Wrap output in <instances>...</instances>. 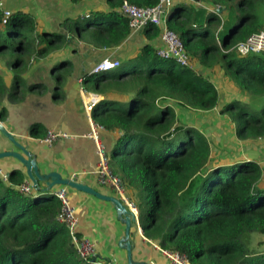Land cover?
Instances as JSON below:
<instances>
[{
    "label": "trees",
    "instance_id": "16d2710c",
    "mask_svg": "<svg viewBox=\"0 0 264 264\" xmlns=\"http://www.w3.org/2000/svg\"><path fill=\"white\" fill-rule=\"evenodd\" d=\"M108 1L113 9L124 2ZM127 1L138 6L159 2ZM206 1L213 3V9L223 6V11L179 2L170 9L167 24L182 39L191 62L221 65L235 86L251 97L250 103L234 100L222 109L230 116L237 136L264 137V109L256 113L250 110L264 100V53L240 58L235 51L239 42L264 30V0ZM94 14L95 20L88 25L95 28L85 26L84 30H89L95 44L114 46L129 35V20L122 13ZM0 23L4 27L0 28V52L21 50L14 65L23 63L22 56L37 39L46 41L38 54L66 41L62 33H38L32 17L23 12H13L4 24L0 11ZM64 25L78 28L80 22L69 19ZM145 29L153 32L152 37L160 35L153 24ZM130 62L132 71L115 76L109 71L90 73L82 82L86 90L101 93L110 87L137 89L128 106L104 98L91 113L104 130L119 133L109 153L110 169L121 177L138 208L147 206L140 219L145 236L163 250L186 254L191 264H264V239L253 243L255 233L264 235L261 166L250 159L211 164L209 138L179 121L170 103L196 110L214 109L219 103L215 84L192 66L160 57L151 45H145ZM6 94L0 83V97ZM54 95L62 99L59 87ZM8 96L13 101L22 98L19 75ZM160 98L167 105L158 103ZM46 133L40 124L30 128L36 138ZM26 185L19 169L6 177L0 174V264H103L97 257L87 261L80 256L68 228L58 220L62 202L53 190L28 192Z\"/></svg>",
    "mask_w": 264,
    "mask_h": 264
},
{
    "label": "crops",
    "instance_id": "0c3cea01",
    "mask_svg": "<svg viewBox=\"0 0 264 264\" xmlns=\"http://www.w3.org/2000/svg\"><path fill=\"white\" fill-rule=\"evenodd\" d=\"M179 2L199 8L190 0H174L171 10ZM6 7L13 12L30 15L38 33H62L66 35V41L58 48L51 49L45 54H38V49L45 46L46 41L37 39L31 45L32 49L37 50H31V46H29V51L22 56L23 63L17 65H14L13 62L21 50L0 52V77L2 79L0 83L4 84L7 89V94L0 97V115H4L3 118L0 116V121L16 136L18 141L28 145L43 173L58 171L65 177H72L101 192L115 194L109 186L101 185L98 181L96 171L99 156L96 144L88 134L91 122L94 120L92 113L89 115L85 109L84 98L88 102L95 99L96 96L99 101L107 98L117 101L123 106H128L137 89L121 91L110 87L101 93L90 88L86 90L82 78L86 74L92 73L91 71L105 58L121 61L118 71L105 70L114 76L132 71L134 66L130 61L140 54L145 45H151L155 49L163 46L160 35L152 37L153 32L144 28L138 31L130 30L129 35L114 46L108 47L92 42L89 30H84V27L90 26L88 23L95 20L94 13H108L114 10L119 12V7L113 9L108 0H6ZM212 7L213 3H210L208 9L213 10ZM0 11L2 12L1 9ZM168 16L169 13L167 18ZM69 19L79 21V27L70 29L64 25ZM90 27V29L95 28L92 25ZM0 28H4L1 23ZM192 67L215 84L219 92L218 106L224 98L220 84H225L236 97V99L230 98L228 103L234 100L251 102V97L235 86L221 65L205 66L197 60L192 62ZM60 74L63 75L57 78V75ZM17 75L20 77L22 98L13 101L9 98L8 93L14 86ZM58 87L59 91L63 93L61 100H58L54 95ZM158 103L167 105L168 102L164 101V98H160ZM217 107L211 110H194L209 112L216 110ZM176 111L179 121L196 127L187 121L184 122L182 114L179 110ZM34 124L42 125L47 132L50 129L65 130L72 136L58 140L53 144H47L41 141L44 137L31 136L30 128ZM118 134L106 130L101 131L109 153ZM206 135L208 136V134ZM12 149L17 148L0 132V151ZM211 157H213V150ZM214 159L215 161L212 162H215L214 164L218 162V165L237 162ZM13 169L21 170L25 175L26 182L32 184L27 176L26 167L18 159L14 157L0 158L1 175H8ZM44 187L45 183L42 182L41 188ZM55 189L57 187L53 190ZM68 194L79 219L78 233L93 241L96 247V257L103 264H128L127 250L119 246V241L125 234V224L118 218L114 205L71 187L68 189ZM138 209V223L132 227L131 231L134 241V260L147 264H174L158 242L149 239L141 231L142 212L140 208ZM99 264L101 263L99 262Z\"/></svg>",
    "mask_w": 264,
    "mask_h": 264
},
{
    "label": "built area",
    "instance_id": "2783aa9c",
    "mask_svg": "<svg viewBox=\"0 0 264 264\" xmlns=\"http://www.w3.org/2000/svg\"><path fill=\"white\" fill-rule=\"evenodd\" d=\"M190 1L194 2L198 7L208 8L205 2L206 0ZM173 2L174 0H159L158 4L153 6H138L124 0L123 4L119 7V12L128 18L132 31L144 29L150 24L159 28L160 37L163 41V46L157 48V54L160 57L174 59L182 66H192L190 56L186 51L182 39L178 33L170 29L167 24V15ZM0 9L3 13V23L6 24L13 11L6 7V0H0ZM218 9L219 7L213 10L218 11ZM235 51L240 56L264 53V30L253 33L246 40L239 42L235 47ZM120 65L121 61L118 59L105 58L91 72L97 73L105 70H112L118 68ZM97 100L96 96L95 99L89 100L88 102L84 98V106L89 115L91 114L93 106L97 103ZM101 130H104V127L92 121L91 129L88 132L96 144L99 156L98 168L96 171L98 181L101 185L109 186L115 192V195L118 196L130 210L139 216L138 206L124 187L121 177L114 174L110 169L109 155L106 154L98 135V132ZM71 136L72 134L68 131L50 129L41 141L47 144H53L58 140L67 139ZM3 176L6 177L7 175ZM24 189L28 192H33L34 186L33 184L27 183ZM68 189V186H58L57 189L53 190L55 195H57L62 202V212L58 220L64 223L68 228L80 256L90 261L92 258L96 257V247L93 241L87 237H79L78 235L79 219L76 209L69 199ZM164 251L174 264H191L186 254L175 250Z\"/></svg>",
    "mask_w": 264,
    "mask_h": 264
},
{
    "label": "rangeland",
    "instance_id": "374dc122",
    "mask_svg": "<svg viewBox=\"0 0 264 264\" xmlns=\"http://www.w3.org/2000/svg\"><path fill=\"white\" fill-rule=\"evenodd\" d=\"M205 2L208 6H210L209 1ZM238 57L242 58L241 56ZM114 71H118V68L114 69ZM220 89L224 93V98L216 110L213 111L203 112L188 108L185 109L176 102L171 103L176 108V110H179V112L182 114V119L184 122L187 121L191 125L196 126L202 132L204 131L205 135L208 134V136H206L209 138L213 150L211 164L213 163V160L215 161L214 158L225 161L230 160L232 162L238 161V159H250L259 163L264 174V137H260L255 140H248L241 139L237 136L236 132L234 131V125L230 116L224 115L222 113V109L225 107L226 103L229 102V99H236V97L225 84H220ZM250 107V110H252L254 113L259 112L261 109H264V100H262L260 105ZM101 131L98 132V135L102 142L103 148L106 151V154H108L109 150L106 149ZM146 210L147 206L143 205L141 207V215H143ZM253 238V243L255 244L257 240L264 239V235L255 233Z\"/></svg>",
    "mask_w": 264,
    "mask_h": 264
},
{
    "label": "water",
    "instance_id": "95a60500",
    "mask_svg": "<svg viewBox=\"0 0 264 264\" xmlns=\"http://www.w3.org/2000/svg\"><path fill=\"white\" fill-rule=\"evenodd\" d=\"M223 9L224 7L220 6L218 11L221 12ZM98 101L99 98L97 102ZM0 132L6 136L17 148L7 151H0V158L14 157L18 159L26 167L27 176L32 182L34 190L41 189V183L44 182L45 187L42 188L44 190L49 191L58 186H68L78 191L94 195L99 199L111 202L117 211L118 218L122 223L125 224V234L124 237L120 239L119 246L127 250L128 264H147L143 261H136L133 258L134 241L132 240L131 231L132 227L138 223L139 216L130 210L118 196L115 194H106L101 192L84 182L76 180L72 177H65L58 171L43 173L35 156L29 150L28 145H24L18 141L16 136L11 133L1 121ZM141 231L144 232L143 228Z\"/></svg>",
    "mask_w": 264,
    "mask_h": 264
}]
</instances>
